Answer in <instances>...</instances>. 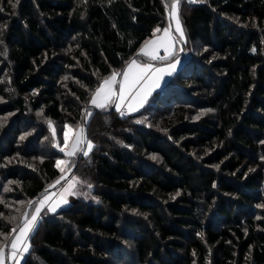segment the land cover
<instances>
[{"label": "trees", "instance_id": "obj_1", "mask_svg": "<svg viewBox=\"0 0 264 264\" xmlns=\"http://www.w3.org/2000/svg\"><path fill=\"white\" fill-rule=\"evenodd\" d=\"M173 2L0 0V202L11 190L16 225L66 173L39 149L40 119L83 126L93 92L168 26ZM178 10L182 68L133 116L91 113L94 148L72 175L98 201L44 216L22 264H264V0Z\"/></svg>", "mask_w": 264, "mask_h": 264}, {"label": "snow or ice", "instance_id": "obj_2", "mask_svg": "<svg viewBox=\"0 0 264 264\" xmlns=\"http://www.w3.org/2000/svg\"><path fill=\"white\" fill-rule=\"evenodd\" d=\"M189 2L194 3L195 0H189ZM18 3L19 0H16V4ZM178 3L179 0H175V2L171 4V16L176 19L177 31L180 33V39H183V31L180 28L178 17ZM15 6L16 5L13 4V7ZM166 7H168V5H166ZM0 11H2V9H0ZM157 31L160 30L157 29ZM164 32L168 41V43L165 45V52L167 53L166 56L157 57L156 52L159 45L156 41L146 42L145 46L140 49L138 55H144L149 57L151 60L169 59L173 55V45L171 43L173 38L169 35L168 29H164ZM177 63H179V61L170 63L167 67L153 68L151 64L145 63L141 65L134 59L129 63L127 71L123 73L124 82L120 85L119 93L117 94L113 91V86L117 83L116 77L118 75L114 72L110 77L106 78L103 83L93 92L91 104L98 109H105L109 104H115L116 110L120 111L124 101L129 96H132L133 102L128 105L129 110H138L139 108L143 107L152 91L160 86L163 78L165 76H171L174 73ZM117 101H119V103H117ZM88 116H91L90 111L88 112ZM136 122L141 123L140 120H137ZM48 126L49 128H52L51 121L48 122ZM65 127L67 128V126ZM68 131L72 130L68 129ZM53 135L55 136L54 130ZM21 139H23V137H21ZM84 145H86V150ZM56 146L59 147L61 152L70 158L76 156L78 152H81L83 156L87 157L91 149L94 147V145L89 140H87L85 129L83 127H78V129L73 133V139L71 142L68 140L67 134H65L64 146ZM153 159H155V157H153ZM69 163L70 161L58 160L57 167H59L61 171L64 172L65 169L68 168ZM68 170L70 171V169ZM57 183H60V180H57ZM77 183H79V181L73 178V181L63 189L60 198L53 203H48L51 200V197L47 196L39 201L40 206L36 208L35 214H33L30 219L26 220V222L19 229V235H17L15 239L12 240L11 248L13 259L16 258L15 254L17 252H20L21 255L28 252V237L29 234L37 227L38 217L42 209L47 206L48 211L55 212L57 208L61 206V204H67V197L77 194L74 191ZM88 187L91 188V185H88ZM13 231H15V229H13ZM5 239H7V237ZM2 259L3 249L0 248V260Z\"/></svg>", "mask_w": 264, "mask_h": 264}, {"label": "rangeland", "instance_id": "obj_3", "mask_svg": "<svg viewBox=\"0 0 264 264\" xmlns=\"http://www.w3.org/2000/svg\"><path fill=\"white\" fill-rule=\"evenodd\" d=\"M185 1H186V3H189V4L191 3V2H189V0H185ZM178 14H179V10H178ZM173 19H175V18H173ZM194 46H196V48H197L198 51H201V52H204L205 51V48H202L198 42L195 43ZM162 60L163 59H160L159 62H161ZM49 121L50 120H47V119H42V118L40 119V122L44 125V127L46 129L47 138H46V140L45 139L44 140H41V142L39 144V149L40 150L41 149L44 150L46 147H48V148L53 147V148H55V150L58 153H60L61 155H63V158L62 159H58V160L70 161V163L68 165V168L65 169V171L63 172V173H65V172L66 173L64 174L63 178L60 179V183H57L56 182L55 184L48 186L47 190H45V192L39 198H37V199L31 201L30 203L26 204V208H25L22 216L20 217L19 222H18L17 225H16L17 222L15 220V213H17V208L18 207H17L16 204H12L13 203L12 202L13 201V195H12V197H9V194H12L11 193V190L10 191H8V189L5 190V193H6L5 195H7V197H4L2 199V201L0 202V204L1 205H6V207L8 206V208H6L8 210H7V215L4 216L5 217L4 218V221H5V226L8 229H11V231L8 234H4V235H1L0 236V247H2V249H3L4 252H6V250H7V252L9 253V254L8 253L7 254L5 253V255H3V261L5 260V264H22L21 261L24 260V257L26 256V254L28 252L23 253L22 255H21L20 252H17L15 254L16 255V258L13 259L12 258L13 253H12V248H11L12 240H14L17 235H19V229L26 222V220L30 219L31 216L33 214H35L36 208L40 206L39 205V201H41L42 199H44V197H46V196L47 197H51V200L48 203H53V202L57 201L60 198V195H61L63 189L65 187H67V185L70 182L73 181L74 176L72 175L71 170L72 169L74 170V168L76 167V164L78 163V161H79V159L81 157H84L85 158V156H83V154L81 152H78L76 156L70 158V157L66 156L63 152H61L59 150V147L56 146V145H59L60 147H63L64 146L65 134H67L68 140L71 142V140L73 139V133L78 128L76 129V127H74L72 125H69V124H66V123L59 124V123H55V122H52V121H51L52 122V128H49V126H48V122ZM87 122H88L87 118H84V121L82 123L83 126H81V125L80 126L84 128V126H85V124ZM65 126H67V128ZM68 129H71L72 131H68ZM53 130L55 132V136L53 135ZM60 139L62 140V142H61ZM84 148L86 150V145H84ZM92 151H93V149H91L89 155L92 153ZM149 159L153 160V157H150ZM57 161H56V164H57ZM72 162H74L73 163L74 166L70 169V165H71ZM58 169L61 171V169L59 167H58ZM68 169H70V171ZM86 191H87V193L84 194V195H81V196H77V195L68 196L67 197L68 203L67 204H61V206L59 208H57L56 211L59 212V211H61L63 209H66L67 207L65 208V206H68V208H69L70 207L69 205L72 204L73 200L77 199L78 197H79L78 200H81L82 203L83 202H86V203H93L94 204L96 201H98L96 198H93V196L91 195V190H88L87 189ZM10 200H12V201H10ZM8 201H10V202H8ZM32 202H35V203H32ZM86 203L85 204H80L79 207L81 208V210H84V211H87L88 210V205ZM21 205H23V204H21ZM31 207H33V210L32 211L30 210ZM103 209H104V205L100 203V205L98 206L97 210H103ZM57 212L51 213L50 211H48L47 206H45L42 209V211L40 212V214H39L37 225H39L42 220H45L46 219V217H44V216L49 217V216H52V215L56 214ZM41 213H43V214H41ZM128 214L130 216L131 215L134 216L135 213L128 212ZM40 215H41V217H40ZM42 217H44V218H42ZM17 226H18V228H17ZM13 229H15V231H13ZM33 231L29 234V237L31 236V234L33 233ZM6 237H7V239H5ZM29 237H28V240H29ZM8 240H9V243H8ZM6 245H7V247H6ZM127 245L129 246L128 243H127ZM29 248H30V246H29ZM34 260H35V262H38L39 264H41L37 260V258H35ZM0 264H2V262H0Z\"/></svg>", "mask_w": 264, "mask_h": 264}, {"label": "crops", "instance_id": "obj_4", "mask_svg": "<svg viewBox=\"0 0 264 264\" xmlns=\"http://www.w3.org/2000/svg\"><path fill=\"white\" fill-rule=\"evenodd\" d=\"M171 10L172 9H170V11H167L168 26L165 27L164 29H168L169 35L172 36V38H173L172 41H171V43L173 45V48H172L173 55L169 59H166V60L163 59L161 62H159L160 59L151 60L149 57H146L144 55H138V54L134 58L137 61V63H139L141 65H143L145 63L151 64L153 66V68H163V67H167L170 63H173L175 61H179V63H177V65H176V69H175L174 73L171 76H165L163 78V80L160 83V86L158 88H155L152 91L151 95L148 97V99L145 102V104H147L149 102V100L151 99V97L156 92H158L164 85H166L170 81V79H172L173 76L183 66V63H182L183 59L182 58H183V55H184V46H185V43H186V37H185L184 30H183V27H182V24H181V20H180L179 14H178L180 28L183 31V39H180V33L177 31V21H176V19H173V17L171 16ZM164 29L161 30L158 34H156L155 36H153L151 39L148 40V41H156L158 43L159 47L157 48V52H156L157 57H164V56L167 55V53L165 52V45H166V43H168V41H167V38L165 37ZM145 43L143 44L142 47L145 46ZM139 52H140V50H139ZM129 63H128V65H129ZM128 65L123 70H121V71H119L117 73L118 74L117 77H116L117 83L113 86V91L115 93H117V94L119 93L120 85L124 82L123 73L125 71H127ZM132 102H133V97L132 96H129L124 101L123 106L121 107V110L120 111H117L116 110L115 104H109L105 109H112V110H114L120 116H133L136 113H138L145 106V104L143 105V107L139 108L138 110L130 111L128 105L130 103H132ZM117 103H119V101H117ZM94 110H102V109L95 108L94 106H92V104L90 102L89 107L85 111V115H86L85 118H87V120L90 117V116H88V112L90 111L92 113ZM121 112H125L126 115H122ZM66 207H68V206H65V208ZM55 212H57V211H55ZM55 212H51V213H55ZM5 253L6 254L8 253L7 250H6V252L3 251V255H5ZM0 262H2V264H5V260L3 261V259L0 260ZM21 262H23V261H21Z\"/></svg>", "mask_w": 264, "mask_h": 264}, {"label": "water", "instance_id": "obj_5", "mask_svg": "<svg viewBox=\"0 0 264 264\" xmlns=\"http://www.w3.org/2000/svg\"><path fill=\"white\" fill-rule=\"evenodd\" d=\"M87 124V123H86ZM86 124H85V126H84V129L86 128ZM86 130V129H85ZM85 134H86V131H85ZM73 171V169L71 170V172Z\"/></svg>", "mask_w": 264, "mask_h": 264}, {"label": "built area", "instance_id": "obj_6", "mask_svg": "<svg viewBox=\"0 0 264 264\" xmlns=\"http://www.w3.org/2000/svg\"><path fill=\"white\" fill-rule=\"evenodd\" d=\"M122 113H123V114H122ZM121 114H122V115H126V113H125V112H121Z\"/></svg>", "mask_w": 264, "mask_h": 264}]
</instances>
